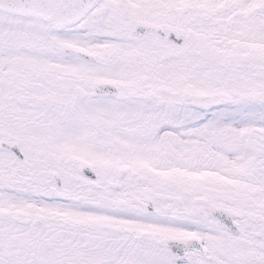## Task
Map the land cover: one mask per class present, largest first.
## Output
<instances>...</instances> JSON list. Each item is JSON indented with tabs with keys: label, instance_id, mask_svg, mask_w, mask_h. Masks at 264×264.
<instances>
[{
	"label": "snow or ice",
	"instance_id": "snow-or-ice-1",
	"mask_svg": "<svg viewBox=\"0 0 264 264\" xmlns=\"http://www.w3.org/2000/svg\"><path fill=\"white\" fill-rule=\"evenodd\" d=\"M0 264H264V0H0Z\"/></svg>",
	"mask_w": 264,
	"mask_h": 264
}]
</instances>
